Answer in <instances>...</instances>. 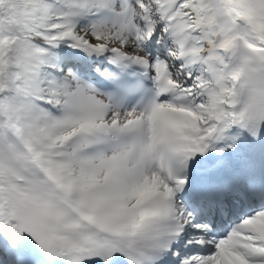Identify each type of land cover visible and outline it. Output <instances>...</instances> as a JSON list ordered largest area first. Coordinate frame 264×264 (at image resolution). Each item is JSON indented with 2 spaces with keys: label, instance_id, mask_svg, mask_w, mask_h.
<instances>
[{
  "label": "snow or ice",
  "instance_id": "1",
  "mask_svg": "<svg viewBox=\"0 0 264 264\" xmlns=\"http://www.w3.org/2000/svg\"><path fill=\"white\" fill-rule=\"evenodd\" d=\"M0 264H264V0H0Z\"/></svg>",
  "mask_w": 264,
  "mask_h": 264
}]
</instances>
